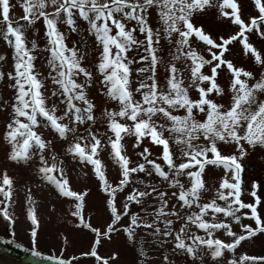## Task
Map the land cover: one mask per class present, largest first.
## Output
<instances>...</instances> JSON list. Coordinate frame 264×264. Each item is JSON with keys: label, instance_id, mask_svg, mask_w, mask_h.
Returning <instances> with one entry per match:
<instances>
[{"label": "snow or ice", "instance_id": "snow-or-ice-1", "mask_svg": "<svg viewBox=\"0 0 264 264\" xmlns=\"http://www.w3.org/2000/svg\"><path fill=\"white\" fill-rule=\"evenodd\" d=\"M21 4L23 15L19 19L24 23H17L11 17V0H0V39L12 47L14 58L12 70L0 71V79L11 83L14 89V102H4L5 107H10L12 112L4 132L10 146L8 158L27 161L38 153V159L42 163L37 165V171L60 194L73 198L75 217L80 218V224L92 228L85 221L82 212L86 206L87 189L72 190L63 168L59 169V176L54 174L57 169L56 156L50 157L52 163L46 159L51 141L42 136L37 126H50L61 138L72 134L73 139L68 145L69 153L79 161H86L93 166L95 175L102 182L103 191L108 194L106 207L110 208L112 219L107 226L108 231L95 237L96 244L108 237L109 232L115 231L113 225L125 213L131 218L130 223L121 227L129 239L135 240L133 226L138 223L152 226L157 233L160 232L159 224L140 220L136 212L129 208L132 202L139 205L143 198L148 197L149 192L161 199L159 208L154 212L178 213L175 206L166 208L168 200L165 199V193L157 192L151 187L147 191L132 189L125 197L128 203L118 205V190L123 189L132 179L139 180V177H133L132 174L149 171L146 165H150L159 177L178 187L179 201L182 202L180 209L186 213L193 207L198 209L185 217L179 214L175 216V219L190 222L179 227L175 233L173 242L178 251L192 257H197L203 251L204 255L220 258L224 257L225 249L234 250L246 238L264 232V196L257 193V188L262 186L253 181L251 196L254 201L245 202L242 198V193L245 192L242 178L244 165L241 162L249 150L246 145L264 147V51L258 49L248 37V30H255L260 38H264L262 0H255L260 15L252 17L250 22L242 18L237 0H21ZM213 7L217 8L220 15L235 23L238 31L226 38L221 35L217 39L202 25H194V13ZM228 8L231 11L226 10ZM151 9L159 14V28H154L149 22ZM41 18L46 26L50 46L49 65L55 70V81L62 89L60 95L66 105V109L59 115L55 104H47L42 90L43 78L34 63L36 56L32 52L37 44L33 40L29 48L26 43V29L28 26L34 27ZM81 18L87 22V31L94 34L96 42L102 48L96 62L97 73L102 74L101 91L115 105L103 114L107 129L111 132V136H107V142L110 144L111 154L120 166V180L115 184L106 177L103 162L98 156L103 147L101 135H98L99 129L91 131L87 125L83 129L78 127L86 121L96 123V104L89 97L87 87L93 83L94 73L82 63L85 55L80 49L75 44L71 47L67 45L58 22L63 21L71 26L72 31H76L77 22ZM138 33L143 34L142 37ZM162 36L171 41L175 49L167 60L159 55ZM237 37L242 42L244 53L253 56L261 67L262 74L237 66L231 58L225 57L228 51L226 46ZM130 50L132 55H129ZM135 50L143 54H138ZM4 59V56H0V60ZM137 61L147 63L132 67ZM177 61L182 66L178 67ZM160 64H164L167 70L163 80L157 74ZM225 70L229 80L226 87L218 82L221 72ZM133 72L147 73L134 87ZM193 91L197 93L195 97L192 95ZM225 96L229 97L228 102H220ZM65 117L68 118L67 122H63ZM80 131L85 132V135L77 138L75 134ZM125 135L134 137V147H142L140 156L146 157L149 152L148 146L142 144L145 138L161 146L163 163L146 158L142 163L133 164L122 142ZM221 144H234V149L230 154H225ZM177 150L180 152L179 161L176 157ZM206 166H223L226 171L215 188L216 198L202 203V192L206 190ZM227 170H231L230 174ZM184 176L188 178L187 187L177 179ZM13 186L14 180L7 170H0V192L4 196V200L0 201V216L6 222H14V215L10 211L14 202ZM218 200L224 203H218ZM118 207L122 210H118ZM218 213L229 220L240 222L239 229L243 231H234L228 220L205 218L206 214L217 217ZM27 217L31 219L30 234L35 242L39 221L34 208H28ZM242 217H251L255 226L244 223ZM160 218L159 215L156 217L157 220ZM164 225L168 228L175 227L173 219L167 217L164 218ZM191 225L204 230L205 235L197 233L187 236L186 227ZM217 229L226 231L230 240L226 242L214 237L213 233ZM95 231L99 232L98 229ZM163 235L167 237L169 231H164ZM202 246L207 247L202 249ZM90 254L98 255L97 249L93 247ZM112 255L118 254L114 252ZM52 259L60 260V264H75L68 259L61 260L59 256H53ZM164 259L167 261V257ZM100 260L103 264H110L108 258L101 256ZM240 262L264 264V256H249L244 253L239 256V260L231 258V264Z\"/></svg>", "mask_w": 264, "mask_h": 264}, {"label": "rangeland", "instance_id": "rangeland-1", "mask_svg": "<svg viewBox=\"0 0 264 264\" xmlns=\"http://www.w3.org/2000/svg\"><path fill=\"white\" fill-rule=\"evenodd\" d=\"M11 2L13 4L11 10L12 19L17 23H24V21L19 19L23 15L21 0H11ZM262 3H264V0H262ZM237 4L240 7V14L246 22H250L252 17L260 15L259 9L255 5V0H237ZM226 10L231 11L230 8ZM150 12V24L154 28H159L161 22L158 19V12L155 9H151ZM42 19L36 21L34 27L28 26L26 29V43L29 48H31L33 40L37 44V47L32 49V52L36 56L34 63L43 78L42 90L46 96L47 104L49 106L55 104L58 109L57 114L59 115L66 109V105L60 95L62 89L59 88V85L55 81V70L51 69L49 65L50 46L46 35V26L42 23ZM192 20L194 25H202L209 34L217 39L221 35L226 38L238 31V26L230 22L228 18L220 15L215 7L207 11L201 10L194 13ZM77 23L78 28L76 31H72L71 26L66 25L63 21L58 22V27L64 32L67 45L71 47L75 44L80 49V52L85 55L82 63L94 73L93 83L87 87L89 97L96 104L94 110L96 123L90 124L86 121L84 125H79L78 127L83 129L87 125L91 131L99 129L98 135H101L103 147L99 151L98 156L103 162L106 177L111 183L115 184L119 183L120 180V166L111 154L110 144L107 142V136H111V132L107 129V124L104 122L105 116L103 115L106 110L113 109L115 105L105 92L101 91L102 74H98L96 69L99 51L102 48L96 42L94 34L87 31V22L81 18ZM262 27H264V22H262ZM138 35L142 37L143 34L138 33ZM248 37L249 41L254 43L258 49L264 51V38H260L255 30H248ZM226 47L228 51L225 53V57L231 58L235 65L243 66L256 74H262L261 67L254 61L253 56L244 53L239 37L235 41H230ZM174 50L172 42L162 36L159 55L167 60ZM135 51L138 54H143L139 50ZM132 54L133 52L130 50L129 55ZM205 54L207 55V53ZM0 56L5 57L4 60H0V71L6 72L12 70L14 66L12 47L7 45L3 39H0ZM146 63L147 61H137L132 67L142 66ZM177 65L178 67L182 66L180 61H177ZM157 74L161 80L167 75L164 64L159 65ZM145 75L147 73L137 74L133 72V87L139 80H143ZM97 81H100V83H97ZM218 82L225 87L228 85L229 80L226 70L221 72ZM54 89L55 91H53ZM13 93L14 89L11 87V83H6L5 80L0 79V170L6 169L14 180L12 197L14 202L10 206V211L14 215V222H6L5 218L0 216V235L40 252L74 261L75 264H103V261L100 260L101 256L108 258L110 264H231L232 257L239 260V256L244 253H247L249 256H264V232L257 233L251 238H246L234 250L225 249L224 257L220 258L204 255L203 251L197 257H192L182 251H178L173 242L175 233L179 227L190 224V222L175 219V216L179 214L181 217H185L191 211H197L198 209L193 207L187 213L180 209L179 205L182 202L179 201L178 187L171 185L164 178L159 177V174L155 173L150 165H146L149 171L132 174L133 177H139V180L132 179L123 189L118 190V205L128 203L125 197L132 189L138 188L147 191V188L151 187L155 188L157 192L165 193V199L168 200L166 208L175 206L178 209V213L169 214L165 212L161 214L154 212L155 209L159 208L161 199L159 196L149 192L148 197L143 198L139 205L136 202H132L129 204V208L132 212H136L140 220L155 221L159 224L160 232L157 233L152 226L138 223L133 226L135 240L129 239L121 227V225L130 223L131 218L125 213L121 217V220L113 225L115 231L109 232L108 237H104L100 244H96L95 237L104 231H108L107 226L111 223L112 219L110 208L106 207V197L108 194L103 191L102 182L95 175L93 166L86 161H79L78 158H74L73 154L69 153L68 145L73 139L72 134H69L67 138H61L50 126L45 127L43 124L37 126L42 136L51 141L46 152V159L49 160V163H52L50 157L52 155L56 156L57 169L54 170V174L59 176V169L63 168L72 190L84 191L87 189L85 194L86 206L82 209V212L85 221L90 223L92 228L87 227L86 224H80V218L75 217V201L73 198L64 197L53 184L44 180L42 175L37 171V165L42 163L38 159V153L27 161H13L8 158L10 146L4 137V132L6 122L12 115V112L10 107H5L4 102L7 101L8 104L13 103ZM192 95L195 97L197 93L193 91ZM228 100L229 97L225 96L220 102L227 103ZM67 119L65 117L63 122H67ZM106 130L107 134L105 135ZM80 135H85V132L80 131L75 134L77 138ZM165 135H168L167 131ZM122 142L125 145L126 154L133 164L142 163L146 158L149 160L155 159L158 163H163L162 156L160 155L161 146L156 145L150 139L145 138L142 141V144L147 145L149 148L146 157L139 155L143 150L140 145L133 146L134 137L125 135ZM221 147L224 149L225 154H230L234 149V144H221ZM246 147L249 150L246 156L241 159L244 165L242 178L245 189V192L242 193V198L245 202H253L254 198L251 196L253 181L258 182L262 186L257 188V193L264 196V147L259 145L255 147L246 145ZM176 157L179 161L180 152L178 150L176 151ZM165 170H168V168L165 167ZM225 171L223 166H206L204 173L206 190L202 192V203L216 198L215 188L223 178ZM227 171L230 174L231 170ZM177 179H180L187 187L188 178L186 176L177 177ZM140 181L143 182L141 183ZM3 200V193L0 192V201ZM217 202L224 203L219 200ZM29 207L34 208L39 221L38 236L35 242L30 234V228L32 227L31 219L27 217ZM118 210H122V208L118 207ZM258 210H260V205H258ZM245 211L250 210L245 209ZM158 215L161 217L159 220L156 219ZM165 217L173 219L175 227H166L164 225ZM205 218L213 220L217 218L225 219L232 225L234 231L239 229L240 222L229 220V218L219 213L217 217H211L206 214ZM242 221L255 226L254 220L251 217H242ZM96 229L99 232H96ZM239 230L243 231L242 229ZM164 231H169L167 237L163 235ZM197 233L202 236L205 235L204 230H198L195 225L186 227L185 234L187 236ZM213 236L224 239L226 242L230 240L229 234L221 229H217L213 233ZM186 242L191 243L190 240H186ZM93 247L97 249L98 255L96 256L90 254ZM206 247L202 246V249ZM114 252L118 255L113 256ZM165 257H167V261H165ZM240 264H244V262H240Z\"/></svg>", "mask_w": 264, "mask_h": 264}, {"label": "water", "instance_id": "water-1", "mask_svg": "<svg viewBox=\"0 0 264 264\" xmlns=\"http://www.w3.org/2000/svg\"><path fill=\"white\" fill-rule=\"evenodd\" d=\"M52 257L53 255L33 251L30 247L0 235V264H60V260Z\"/></svg>", "mask_w": 264, "mask_h": 264}]
</instances>
